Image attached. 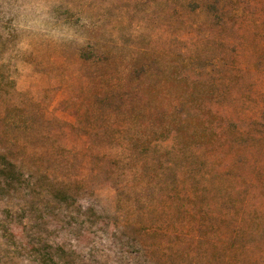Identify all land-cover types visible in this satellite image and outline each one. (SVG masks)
<instances>
[{
  "label": "rangeland",
  "instance_id": "1",
  "mask_svg": "<svg viewBox=\"0 0 264 264\" xmlns=\"http://www.w3.org/2000/svg\"><path fill=\"white\" fill-rule=\"evenodd\" d=\"M46 248L264 264V0H0V264Z\"/></svg>",
  "mask_w": 264,
  "mask_h": 264
},
{
  "label": "trees",
  "instance_id": "2",
  "mask_svg": "<svg viewBox=\"0 0 264 264\" xmlns=\"http://www.w3.org/2000/svg\"><path fill=\"white\" fill-rule=\"evenodd\" d=\"M3 165L1 173L4 178L3 189L8 190L9 188L16 185V183L21 181V174L17 170L16 164L9 161L6 156H2ZM57 195L59 199L69 200V194L64 189H58ZM41 257L45 260L46 264L53 258V254L47 248L41 251Z\"/></svg>",
  "mask_w": 264,
  "mask_h": 264
}]
</instances>
